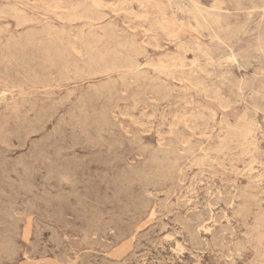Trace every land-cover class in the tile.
I'll use <instances>...</instances> for the list:
<instances>
[{
  "label": "rangeland",
  "instance_id": "1",
  "mask_svg": "<svg viewBox=\"0 0 264 264\" xmlns=\"http://www.w3.org/2000/svg\"><path fill=\"white\" fill-rule=\"evenodd\" d=\"M0 41V264H264V0H0Z\"/></svg>",
  "mask_w": 264,
  "mask_h": 264
},
{
  "label": "bare ground",
  "instance_id": "2",
  "mask_svg": "<svg viewBox=\"0 0 264 264\" xmlns=\"http://www.w3.org/2000/svg\"><path fill=\"white\" fill-rule=\"evenodd\" d=\"M54 1V0H53ZM57 1V0H56ZM98 2V1H97ZM44 3V2H43ZM51 4V3H50ZM102 4V3H101ZM106 4V3H105ZM58 5V4H57ZM117 5H118V3H117ZM115 7H117V6H115ZM79 8H81V7H79ZM88 11V10H87ZM86 11V12H87ZM206 11V10H205ZM84 12V11H83ZM110 12V11H109ZM89 14H90V12H88ZM100 13V12H99ZM85 14H87V13H85ZM119 14V13H118ZM188 14V13H187ZM104 15V14H103ZM96 16V15H95ZM102 17V16H101ZM215 17V16H214ZM138 19V18H137ZM91 20V19H90ZM32 22H33V20H32ZM92 22V21H91ZM94 24V23H93ZM96 24V23H95ZM40 30V29H39ZM117 30V29H116ZM122 31V30H121ZM147 31V30H146ZM145 31V32H146ZM113 32V31H112ZM81 33V32H80ZM114 33V32H113ZM14 34V33H13ZM9 35V34H8ZM115 35V34H114ZM87 37V36H86ZM115 37V36H114ZM21 38V37H20ZM94 38V37H93ZM14 40V39H13ZM75 40V39H74ZM1 42V41H0ZM10 42V41H9ZM30 43V42H29ZM53 43V42H52ZM147 43H149V42H147ZM157 43V42H156ZM6 44V43H5ZM22 44H24V43H22ZM15 45V44H14ZM108 45V44H107ZM187 45V44H186ZM5 46V45H4ZM120 46V45H119ZM146 46V45H145ZM184 46V45H183ZM24 47V46H23ZM124 47V46H123ZM141 47V46H140ZM152 47V46H151ZM4 48V47H3ZM187 48V47H186ZM205 48V47H204ZM9 49V48H8ZM94 49V48H93ZM91 50V49H90ZM8 51V50H7ZM23 52V51H22ZM209 52V51H208ZM211 52V51H210ZM195 53V52H194ZM197 53V52H196ZM17 54V53H16ZM198 54V53H197ZM12 55V54H11ZM25 55V54H24ZM211 55V54H210ZM22 56V55H21ZM35 57V56H34ZM260 57H262V56H260ZM13 58H14V56H13ZM26 58H27V56H26ZM25 58V59H26ZM32 58V57H31ZM47 58V57H46ZM146 58V57H145ZM259 58V57H258ZM7 59V58H6ZM194 59V58H193ZM234 59V58H233ZM260 59V58H259ZM44 60V59H43ZM127 60V59H126ZM146 60V59H145ZM21 61V60H20ZM37 61H39V60H37ZM49 61V60H48ZM47 61V62H48ZM51 61V60H50ZM50 61H49V63H50ZM184 61V60H183ZM194 62L196 61V60H193ZM199 61V60H198ZM220 61V60H219ZM36 62V61H35ZM127 62V61H126ZM132 62V61H131ZM46 63V62H45ZM65 63V62H64ZM193 63V62H192ZM43 64V63H42ZM131 64V63H130ZM22 65V64H21ZM25 66V65H24ZM44 66V65H43ZM46 66V65H45ZM237 66V65H236ZM58 67V66H57ZM122 67V66H121ZM176 67V66H175ZM194 67V66H193ZM18 68H19V66H18ZM21 68H23V67H21ZM59 68V67H58ZM172 68H174V67H172ZM35 69V68H34ZM64 69H65V67H64ZM159 69V68H158ZM46 70V69H45ZM182 70V69H181ZM25 71V70H24ZM68 71V70H67ZM110 71V70H109ZM192 71V70H191ZM199 71V70H198ZM202 71V70H201ZM111 72V71H110ZM161 72V71H160ZM197 72V71H196ZM259 72V71H258ZM28 73V72H27ZM34 73V72H33ZM68 73V72H67ZM104 73V72H103ZM163 73V72H162ZM169 73H170V71H169ZM207 73V72H206ZM171 74V73H170ZM174 74V73H173ZM214 74V73H213ZM258 74V73H257ZM34 75V74H33ZM232 75V74H231ZM208 76V75H207ZM194 77V76H193ZM220 77V76H219ZM80 78V77H79ZM87 78V77H86ZM94 78V77H93ZM34 79H35V77H34ZM135 79V78H134ZM222 79V78H221ZM61 80H62V78H61ZM65 80V79H64ZM232 80V79H231ZM115 81V80H114ZM123 81V80H122ZM124 82V81H123ZM127 82V81H126ZM230 83V82H229ZM261 83V82H260ZM206 84V83H205ZM201 85V84H200ZM211 86V85H210ZM244 86V85H243ZM174 87V86H173ZM193 87V86H192ZM200 87V86H199ZM202 88H204V87H202ZM245 88V87H244ZM139 89V88H138ZM156 89V88H155ZM154 89V90H155ZM210 89H211V87H210ZM164 90V89H163ZM264 90V89H263ZM208 92V91H207ZM218 92V91H217ZM245 92V91H244ZM243 92V93H244ZM256 94V93H255ZM218 95V94H217ZM5 96V95H4ZM214 96V95H213ZM216 96V95H215ZM240 97V96H239ZM224 101V100H223ZM228 101V100H227ZM225 104V103H224ZM221 105V104H220ZM229 107H230V105H229ZM225 108V107H224ZM245 116V115H244ZM218 117V116H217ZM245 118V117H244ZM247 118V117H246ZM249 118V117H248ZM213 120V119H212ZM246 120V119H245ZM248 121V120H247ZM261 121V120H260ZM243 123H244V121H243ZM227 125V124H226ZM243 125V124H242ZM247 126V125H246ZM240 127V126H239ZM249 130V129H248ZM244 131V130H243ZM231 132V131H230ZM246 132V131H245ZM242 134V133H241ZM252 134V133H251ZM226 136V135H225ZM243 136V135H242ZM241 136V137H242ZM214 138V137H213ZM235 138V137H234ZM238 139V138H237ZM230 142V141H229ZM237 142V141H236ZM238 143V142H237ZM243 146V145H242ZM248 146V145H247ZM226 149V148H225ZM245 149V148H244ZM243 150V149H242ZM223 151V150H222ZM226 151V150H225ZM169 152V151H168ZM224 152V151H223ZM243 152V151H242ZM228 153V152H227ZM210 156V155H209ZM228 157V156H227ZM237 157V156H236ZM157 158V157H156ZM203 158V157H202ZM207 158V157H206ZM220 158V157H219ZM230 158V157H229ZM164 159V158H163ZM159 160V159H158ZM205 160V159H204ZM260 160V159H259ZM195 162V161H194ZM204 162V161H203ZM206 162H207V160H206ZM233 162H234V160H233ZM157 163V162H156ZM159 163V162H158ZM165 163V162H164ZM215 163V162H214ZM159 165V164H158ZM207 166V165H206ZM213 166V165H212ZM219 167V166H218ZM161 168V167H160ZM174 172V171H173ZM253 173V172H252ZM258 177V176H257ZM261 180V179H260ZM255 186V185H254ZM257 187V186H256ZM252 197V196H251ZM254 200V199H253ZM252 201V200H251ZM257 201V200H256ZM247 202V201H246ZM245 203V202H244ZM255 203V202H254ZM250 212V211H249ZM244 213V212H243ZM249 215V214H248ZM245 216V215H244ZM257 226V225H256ZM262 231V230H261ZM258 238V237H257ZM264 239V238H263ZM258 245V244H257ZM258 248V247H257ZM259 252V251H258Z\"/></svg>",
  "mask_w": 264,
  "mask_h": 264
}]
</instances>
